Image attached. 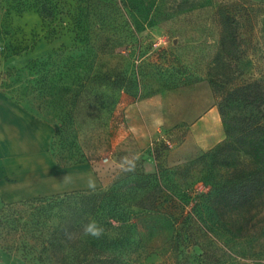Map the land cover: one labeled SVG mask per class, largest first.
Wrapping results in <instances>:
<instances>
[{"label":"rangeland","instance_id":"obj_1","mask_svg":"<svg viewBox=\"0 0 264 264\" xmlns=\"http://www.w3.org/2000/svg\"><path fill=\"white\" fill-rule=\"evenodd\" d=\"M233 1L241 16L233 30L245 50L240 58L224 52L211 21L213 0H0V94L51 126L57 165L76 164L98 145L101 157L89 163L97 185L133 161L154 171L152 148L160 142L168 146L161 162L173 166L225 138L217 102L229 117L246 116L264 128V6ZM44 4L54 16H41ZM96 74L134 76L141 95L119 92L108 115L92 96ZM101 88L111 91L110 84ZM242 155L238 167L251 166ZM63 181L65 188V175ZM251 181L246 235L233 234L230 219L206 216L217 242L204 247L223 264H264V170ZM187 251L190 264H212L198 257V247ZM34 263L0 248V264Z\"/></svg>","mask_w":264,"mask_h":264},{"label":"trees","instance_id":"obj_2","mask_svg":"<svg viewBox=\"0 0 264 264\" xmlns=\"http://www.w3.org/2000/svg\"><path fill=\"white\" fill-rule=\"evenodd\" d=\"M213 2L211 21L217 35L219 26L224 52L234 58L244 56L239 33H233L241 21L237 4L233 0ZM260 3L264 6V0ZM40 14L50 18L55 12L44 4ZM90 79L95 83L94 102L105 103L108 115H112L119 92L141 95L134 76L96 74ZM158 79L163 81L160 76ZM106 84L111 85V91L101 88ZM79 85L84 86L82 82ZM216 105L225 138L193 158L166 166L160 159L168 146L160 142L152 148L156 161L152 172L133 161L114 172L105 186L3 203L0 248L20 251L34 264H190L187 249L196 246L198 257L223 264L213 248L204 247L217 242L205 229L206 216L230 219L233 234H247L253 212L247 185L264 170V128L250 123L246 116L229 117L218 102ZM99 149L94 145L74 163L100 159ZM243 153L249 157L245 163L251 166L238 167L244 161ZM194 180L201 181L203 187L194 186ZM90 219L104 227L101 238L82 237V225ZM69 233L74 234L72 239ZM151 258L154 260L149 262Z\"/></svg>","mask_w":264,"mask_h":264},{"label":"crops","instance_id":"obj_3","mask_svg":"<svg viewBox=\"0 0 264 264\" xmlns=\"http://www.w3.org/2000/svg\"><path fill=\"white\" fill-rule=\"evenodd\" d=\"M51 135L48 123L0 94V199L9 202L88 188L89 180L97 186L91 164L63 167L55 163L49 151Z\"/></svg>","mask_w":264,"mask_h":264},{"label":"clouds","instance_id":"obj_4","mask_svg":"<svg viewBox=\"0 0 264 264\" xmlns=\"http://www.w3.org/2000/svg\"><path fill=\"white\" fill-rule=\"evenodd\" d=\"M88 187L94 189V181L89 180ZM82 229L83 230L81 235L83 238L91 237L94 239H99L105 233L104 227L100 225L95 219H90L86 224H83ZM73 235V233H69V239H72Z\"/></svg>","mask_w":264,"mask_h":264}]
</instances>
